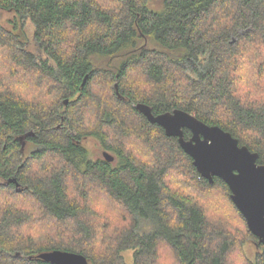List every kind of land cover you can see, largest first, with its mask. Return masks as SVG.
<instances>
[{"label": "trees", "instance_id": "16d2710c", "mask_svg": "<svg viewBox=\"0 0 264 264\" xmlns=\"http://www.w3.org/2000/svg\"><path fill=\"white\" fill-rule=\"evenodd\" d=\"M0 11L11 14L0 23V264H51L37 255L53 249L89 264H264L225 182L202 177L135 108L192 113L264 164V0H0ZM87 136L114 160L90 158Z\"/></svg>", "mask_w": 264, "mask_h": 264}, {"label": "water", "instance_id": "95a60500", "mask_svg": "<svg viewBox=\"0 0 264 264\" xmlns=\"http://www.w3.org/2000/svg\"><path fill=\"white\" fill-rule=\"evenodd\" d=\"M135 108L149 122L161 126L167 136L177 138L179 146L191 157L202 177L210 182L218 177L225 182L248 230L264 245V164L256 163L258 153L239 145L230 132L217 125H208L182 109L153 114L145 103H137ZM184 129L191 134L187 139ZM102 155L106 161L114 160L106 150ZM8 182L15 183L19 191L15 178L8 179ZM37 257L51 264H89L84 255L59 249L41 252Z\"/></svg>", "mask_w": 264, "mask_h": 264}, {"label": "rangeland", "instance_id": "374dc122", "mask_svg": "<svg viewBox=\"0 0 264 264\" xmlns=\"http://www.w3.org/2000/svg\"><path fill=\"white\" fill-rule=\"evenodd\" d=\"M146 1L148 2L149 8H151V9H155V8L159 7V5L161 3V0H146ZM9 18H11V14H9L7 12L0 11V23L2 25H4L5 27H10V25L8 23ZM23 26H24V30H26L25 32L27 33V36H28V41L25 43V47L28 51L35 53L37 51V49H36L35 42L32 39L33 26L30 24L29 21H25ZM82 144L87 149L90 158H92L94 160L95 159H104L102 153L105 149L101 146V144L97 138H95L93 136H87V137L83 138ZM29 147H30V145L27 144V147L24 149L25 152H28ZM137 153L140 154V153H142V151H140V152L137 151ZM166 182H171V183H174L176 185L182 184L180 181L178 182V179L172 175L167 177ZM101 202H102V200H101ZM245 251L250 257L254 256V254L257 250H256V245L252 240H250L249 242L246 243ZM124 254H125L127 261L129 262L131 259L129 252L124 253Z\"/></svg>", "mask_w": 264, "mask_h": 264}, {"label": "flooded vegetation", "instance_id": "af4514ba", "mask_svg": "<svg viewBox=\"0 0 264 264\" xmlns=\"http://www.w3.org/2000/svg\"><path fill=\"white\" fill-rule=\"evenodd\" d=\"M184 130H187V129H184ZM188 131H189V130H188ZM190 135H191V134H190V131H189V135H188V137H187V138H189V137H190ZM187 138H186V139H187ZM81 142H82V141H81ZM81 142H80V143H81ZM27 144H28L27 142H23V144H22V148H24V149H25V148L27 147ZM257 160H258V158H257ZM256 163H257V164H261V163H258L257 161H256Z\"/></svg>", "mask_w": 264, "mask_h": 264}]
</instances>
